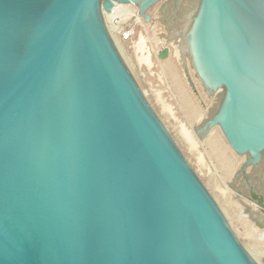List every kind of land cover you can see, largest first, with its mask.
<instances>
[{"label":"water","instance_id":"water-1","mask_svg":"<svg viewBox=\"0 0 264 264\" xmlns=\"http://www.w3.org/2000/svg\"><path fill=\"white\" fill-rule=\"evenodd\" d=\"M102 1L0 0V264H256L117 54ZM189 19L194 70L226 89L207 126L244 172L264 152V0H203Z\"/></svg>","mask_w":264,"mask_h":264},{"label":"rangeland","instance_id":"rangeland-1","mask_svg":"<svg viewBox=\"0 0 264 264\" xmlns=\"http://www.w3.org/2000/svg\"><path fill=\"white\" fill-rule=\"evenodd\" d=\"M191 1L158 0L146 7V17L138 8L132 9L137 17L132 19L136 35L121 44L126 50L131 75L146 94L148 105L223 215L224 210L227 212L240 243L252 247L264 264V200L259 198L260 194L264 195V158L249 164L243 172L249 157L226 147L229 143L219 125L207 126L221 109L224 98L203 86L190 56L183 59L182 44L187 31L185 36L182 29L173 33L174 36L169 35L166 18L176 5L190 8L189 14L193 18L197 16L203 0H194L196 5ZM177 34H181L178 40ZM175 39L178 43H173ZM164 46L170 48L171 54L161 59L158 53Z\"/></svg>","mask_w":264,"mask_h":264},{"label":"bare ground","instance_id":"bare-ground-1","mask_svg":"<svg viewBox=\"0 0 264 264\" xmlns=\"http://www.w3.org/2000/svg\"><path fill=\"white\" fill-rule=\"evenodd\" d=\"M105 0H103L101 2V9H102V5L104 3ZM114 1V6H117L123 10H121L122 12H124L126 14V16H130V15H135L134 13H132V9H136L138 8L140 11H141V14H143L144 16L146 15L145 14V9H146V4H144V2L146 0H141V1H138V2H132V1H125V0H113ZM191 1V0H190ZM189 2V1H188ZM176 3V2H175ZM197 2H195L194 0L191 1V4H194L196 5ZM190 4V3H188ZM190 6V5H189ZM174 9V8H173ZM195 9V8H194ZM189 11L190 8H187L186 6H181L178 4V6L176 5V8L175 10L172 12V13H169L170 15L167 16V27H168V30H169V35L171 36H174L173 33H177L179 32L178 30L179 29H182L183 31V35L185 36V32L188 30V26H189V23H190V19H189ZM102 12H103V16H104V19H105V22H106V25H107V29H108V32H109V35H110V39H111V42L113 44V47L115 48L117 54L119 55V57L121 58L122 62L125 64L126 68L130 71L131 73V68H130V63H129V60L127 58V55H126V50L125 48L122 46L121 42L115 37V35L113 34V31H112V28L111 26L109 25V22L112 21L114 19V16L112 15L111 12H106L102 9ZM194 12V11H193ZM192 14V13H191ZM146 17V16H145ZM168 36V35H167ZM181 36V34H177V40L178 38ZM192 37V36H190ZM144 39V38H143ZM175 39V41L173 43H178V41ZM192 39V38H191ZM190 38H187V37H184V40H183V44H182V47L184 48V56L185 58L183 59H186V57L189 58L190 54H189V50L191 49L190 48V41H191ZM182 41V40H181ZM141 44V43H140ZM143 45V44H142ZM144 47V46H143ZM146 47V46H145ZM164 47H168V46H164ZM147 49V48H146ZM131 54V53H130ZM190 59V58H189ZM187 61V60H186ZM166 63V62H165ZM191 67V66H190ZM196 76V75H195ZM135 77V76H134ZM144 92V91H143ZM215 92V96H218L219 97H222V98H225V95H226V89L224 87H219L217 90L214 91ZM143 94V93H142ZM146 95V94H145ZM145 95L143 94V96L145 97ZM224 101V99H223ZM208 120V119H207ZM205 120V121H207ZM204 122V121H203ZM205 123V122H204ZM214 126V125H213ZM217 128H219V126H217ZM213 130V129H212ZM168 132V131H167ZM215 133V132H214ZM213 133V134H214ZM219 133V131H218ZM217 134V132H216ZM221 134V132H220ZM218 135V134H217ZM213 136V135H212ZM220 136V135H219ZM218 136V137H219ZM222 136V134H221ZM225 138V137H224ZM226 139V138H225ZM220 142V141H219ZM225 142V141H223ZM226 143V142H225ZM225 145V144H224ZM178 146V145H176ZM223 146V145H222ZM224 147V146H223ZM226 147L228 149H231V146L228 144H226ZM227 148L225 150H227ZM224 150V152H225ZM227 154V152H225ZM235 153V151H234ZM229 154V153H228ZM183 155V154H182ZM233 156V155H231ZM246 157V155H245ZM243 157V159L245 158ZM263 158H264V152H263ZM245 163V162H244ZM216 203V202H215ZM217 205V203H216ZM219 207V206H218ZM220 209V208H219ZM224 212L226 213L224 216H225V219L227 220L230 228L232 229V224H231V219L229 218V215L227 214V212L224 210ZM260 217V216H259ZM262 217V216H261ZM263 219V218H262ZM261 220V219H260ZM263 221V220H262ZM233 222V221H232ZM234 224V223H233ZM235 225V224H234ZM233 230V229H232ZM235 231V230H234ZM237 231V230H236ZM238 235H240L238 233ZM237 238L239 239V236H237ZM246 252L248 253V255L251 257L252 260H254V262L256 264H262V262L260 261V258L259 256L254 252L253 248L250 247L249 245H246L244 246Z\"/></svg>","mask_w":264,"mask_h":264},{"label":"built area","instance_id":"built-area-1","mask_svg":"<svg viewBox=\"0 0 264 264\" xmlns=\"http://www.w3.org/2000/svg\"><path fill=\"white\" fill-rule=\"evenodd\" d=\"M121 8L114 6L110 11L114 16V19L109 22V25L112 28L113 34L115 37L122 43H126L131 41L136 35L135 25L133 24V16H126L124 12H122ZM137 18V17H136Z\"/></svg>","mask_w":264,"mask_h":264}]
</instances>
